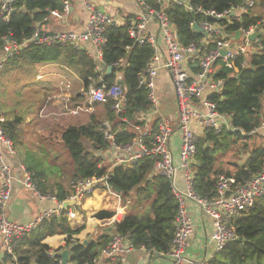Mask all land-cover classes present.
Wrapping results in <instances>:
<instances>
[{
  "label": "trees",
  "instance_id": "obj_1",
  "mask_svg": "<svg viewBox=\"0 0 264 264\" xmlns=\"http://www.w3.org/2000/svg\"><path fill=\"white\" fill-rule=\"evenodd\" d=\"M143 1L155 9L161 8L156 0ZM190 4L193 10L175 2L170 3L165 10L181 45L188 47L194 44L199 49L196 57L190 56L194 71L197 68L199 71L196 66L200 58L217 46V40L225 38L233 41L238 31L250 28L261 32L258 41L253 42L256 51L237 56L233 59L232 68L221 58L214 64L212 78L215 82L221 81V85L219 90L211 91L208 100L217 103L218 111L230 118L233 129L216 131L205 128L197 140L193 163L195 192L201 197H212L221 174L246 179L264 169V136L252 133L264 122V0H256L255 10V7H247V0H192ZM1 5L2 0L0 49L6 39L19 44L30 38L38 24L42 29L45 17H49L52 11L60 12L63 9L62 0H16L13 3L14 11L6 20ZM199 7L217 13L232 10L237 13L214 23L220 32L206 43L203 41L204 34L194 29L195 23L199 25L208 20L206 15L197 12ZM131 24L129 20L124 25H110L108 39L103 47L105 66H113V70L104 75L103 82L112 86L118 83L117 72L122 73L121 84L126 94L125 109L116 111L114 101L109 100L95 105L102 111L91 114L86 123L68 124L59 130H48L47 139H55L61 143L70 156L72 170L69 173V187L61 181L49 184L52 180L50 177L48 183L44 180L46 174L36 169L38 162L43 159V153L37 165L22 163L40 193L55 196L60 202L68 199L77 181L107 176L105 184L99 190L104 195L109 190L119 194L122 203L127 206V213L118 216L117 211L109 207L116 196L108 194L104 199L103 209L94 214L96 222L102 228L113 225L114 234L127 236L135 248L168 254L176 232L179 202L172 182L166 176L156 173V157L145 156L129 165H112L111 169L103 164L102 158L103 153H107L112 146L103 131L104 124H110L109 132L114 136L115 144L124 146L134 140V127L143 123L140 121V114L152 108L148 89L140 85V76L155 52L150 45L136 43L130 37L128 29ZM122 60L126 62L124 65L121 64ZM42 63H59L68 67L81 77L85 88L92 82L91 79L98 80L94 61L88 53L69 44H30L7 62L23 71L28 65ZM0 115L5 118L2 128L14 142L16 149L23 131L22 118L7 117L1 110ZM243 153L247 156L240 161ZM229 154L238 157L236 160L239 161L229 160L227 163L230 168L226 169L223 160ZM67 180L68 178L65 179ZM67 211L62 209L59 215L45 220L34 232L19 241L16 254L20 264H57V254L64 248L71 251L70 264H95L94 260L100 255L99 249L110 243L112 235L105 233L97 241L87 244L76 240L74 235L80 233L83 227L72 228ZM234 227L237 239L218 251L209 264H264V197L258 198L249 211L238 216L234 220ZM56 234L65 235L66 244L52 250L44 241ZM5 256L2 264H9L12 258Z\"/></svg>",
  "mask_w": 264,
  "mask_h": 264
},
{
  "label": "built area",
  "instance_id": "obj_2",
  "mask_svg": "<svg viewBox=\"0 0 264 264\" xmlns=\"http://www.w3.org/2000/svg\"><path fill=\"white\" fill-rule=\"evenodd\" d=\"M15 1L2 0L1 10L6 20L9 19L14 11L13 3ZM73 1L62 0V11H52L49 17L51 15L58 18L68 17L72 13ZM139 1L142 3L143 11L136 21L130 25L128 32L136 43L148 44L155 52L153 59L140 76V85L148 89L149 100L152 105H156L155 80L158 73L160 69H165L171 74L179 109V130L181 133L179 161L178 163L175 162L170 147L173 128L167 120H162L158 124V130L153 133L150 144H147L144 138L138 137L124 146L115 144L114 136L109 132L110 125L109 123H105L103 131L112 142V146L107 153H104H111L113 165H129L145 156L156 157V173L166 176L172 182L173 191L179 202V212L176 217V232L172 248L168 253L170 260L167 264H209V261L198 262L187 256L189 240L194 225L193 219L186 208L187 200L193 201L204 214L213 219L211 241L214 244V253L211 256V261L216 253L225 245L237 239L234 220L249 211L258 198L264 197V169L246 179L238 178L234 175L221 174L217 180L215 195L212 197L199 196L195 192L193 171L197 140L199 138V134L195 132V129L213 128L216 131H221L223 128H233L230 118L218 111L217 103L208 99L204 100L203 110H199L195 104L203 99L207 91L219 90L220 88L221 81L215 82L212 78L215 62L221 58L227 66L232 68L233 59L240 54H249V44H253V41H250L248 36L257 29L250 28L242 32L245 37V43L238 49L232 48V40H225V38L217 40V46L200 58L197 77L196 79H191L186 65L187 57L191 55L197 56L199 49L194 44L188 47L182 46L178 41L176 30L167 14L161 11V9H155L145 4L143 0ZM170 1L184 6L186 9L193 10V6L190 4L192 0H156L161 6ZM83 4L88 13V20L83 31L63 30L49 33L41 28H37L33 35L22 43L18 44L11 39H6L2 46V55L0 56V74L7 62L30 44L36 46L69 44L84 50L87 49L85 45H90L94 51H89L88 55L94 60L98 80L91 79L92 82L89 86L83 89V91L85 90L83 94L87 98L88 104L82 105L73 102L72 92H70L71 84L64 81L60 85L61 91L59 94L64 95L67 92L69 93V97L65 100L66 110L64 112L60 111V114L79 115L82 112L90 113L93 105L97 103L103 104L109 100L114 101L113 107L116 111H123L126 106V94L122 85L114 84L108 86L103 82L106 68L103 61V47L108 39V27L110 25L120 26L121 24L104 11L98 9L93 0H83ZM255 5L256 0H247V7H255ZM232 11L217 13L215 11H205L202 7L197 9V12L207 17L214 16L218 19L231 17ZM244 11H246V8ZM49 17H45L44 20L47 21ZM151 21L157 23L167 47L168 56L163 62L157 56L159 50L158 40L149 31V23ZM199 26L204 30L203 34L205 38L203 41L206 43L214 39V36L220 32L219 27L214 25L209 19L201 22ZM223 50L227 51L226 55L221 54ZM44 116H48V114H44ZM4 121V116L0 115V166L2 173V178L0 179V258L2 255L7 254L12 258L13 264H20L16 254L19 241L34 232L45 220L54 215H59L62 212L64 201L60 202L55 196L40 193L36 184L32 181L31 174L26 170L24 165H20V168L25 172L23 184L29 187L40 200H50L56 202L58 206L57 208H49L40 212L29 223L15 222L8 217L7 207L12 197V183L16 177L13 174L11 166L5 161V154L15 158L16 151L14 149V142L6 135L2 128V122ZM252 133H260L264 136V122L254 129ZM104 153L103 155H105ZM179 172H182L184 175V189H179L175 184ZM106 179L107 176H103L77 181L74 184L73 192L66 200L76 203L86 196L93 195L99 187H102V184H105ZM135 249L127 236L113 234L110 243L101 250L100 255L94 261L95 264H101L103 260H114L120 256L129 254ZM57 264H63L62 259L59 258Z\"/></svg>",
  "mask_w": 264,
  "mask_h": 264
},
{
  "label": "crops",
  "instance_id": "obj_3",
  "mask_svg": "<svg viewBox=\"0 0 264 264\" xmlns=\"http://www.w3.org/2000/svg\"><path fill=\"white\" fill-rule=\"evenodd\" d=\"M95 6L107 13L114 20L120 22L121 25L126 24L129 20L133 23L142 13V3L139 0H93ZM172 1L162 4L161 11L166 13L165 7H167ZM256 7L254 8V10ZM237 13V12H236ZM167 14V13H166ZM236 15V14H235ZM168 16V15H167ZM88 20V13L84 7L83 0H74L72 3V13L65 18H58L57 16L51 15L45 24L42 26V30L51 32L69 30V31H83ZM39 28V26L37 27ZM149 31L157 38L159 43V50L157 52V56L161 62L165 61L168 56L167 47L161 31L156 22L151 21L149 23ZM245 43V37L242 36L238 39L232 41V48L238 49ZM250 49L249 53H254L256 51L253 44H249ZM87 48L85 51L88 53L93 52L94 49L90 45H85ZM2 49H0V56L2 55ZM90 57V56H89ZM196 57V56H193ZM91 58V57H90ZM92 59V58H91ZM93 60V59H92ZM94 61V60H93ZM191 57H187V68L191 75V79H196L198 68L194 71ZM126 62L124 60L121 61V64L124 65ZM113 67V66H112ZM196 67H199L197 64ZM42 69L45 71L38 73L37 78L39 76L44 77L46 74L48 75V91H51V95H48L47 101L50 104L51 100H57V104L61 105L60 110L64 112L66 110L65 100L69 97V93L65 92L64 95H60L61 84L62 82H70L71 91L72 92V101L76 103H80L82 105H87L88 101L84 91V84L81 77L70 70L68 67H65L59 63H43ZM113 70V69H112ZM108 73V67L105 68V74ZM118 83L121 84L122 73L120 71L116 74ZM156 84V95H157V104L152 105V108L140 114V121H143L142 124L136 125L135 129V138L142 137L147 135L144 138V141L147 144L151 143L152 135L158 130V124L162 120H167L170 122L173 128V134L170 139V147L174 155V160L176 163L179 161V153L181 149V133L179 130V109L177 104L175 87L173 84V80L171 74L165 70L160 69L158 76L155 80ZM123 87V86H122ZM63 90V89H62ZM211 91H207L204 94V97L201 101L196 102L195 106L199 110L204 109L203 101L207 100ZM174 95L176 101L177 111L174 116L167 117L162 110V102H164L166 97ZM161 99V101H160ZM67 104V103H66ZM101 104V103H97ZM95 104V105H97ZM104 104V103H103ZM74 105V104H72ZM95 105H93L92 111L90 113L82 112V114H91L95 109ZM75 106V105H74ZM49 107V105H48ZM65 107V109H64ZM161 108V109H159ZM53 112L48 113V116H52ZM65 115H73V114H65ZM78 115V116H79ZM77 116V115H74ZM89 118V117H88ZM89 121V120H88ZM86 123V122H85ZM83 124V123H82ZM110 125V124H109ZM204 128H196L195 132L199 135L202 134ZM134 138V139H135ZM1 146V144H0ZM15 149V146H14ZM16 151L15 158L11 157L8 154H5V161L11 166L13 169V174L16 179L12 183V197L10 203L7 207L8 217L20 223H29L33 221L36 216L49 208H57V203L50 200H40L38 196L34 194V192L23 184V179L25 178V172L20 168V165H24L22 161L18 158V153ZM108 158L110 162L112 161L111 153L108 154ZM25 166V165H24ZM26 168V167H25ZM27 170V169H26ZM28 171V170H27ZM2 178L1 166H0V179ZM175 184L179 189H184L185 181L184 175L182 172H179ZM109 195H115L116 198L112 200L109 204V207L115 209L117 211L118 216H122L127 213L126 205L122 203L121 197L119 194H115L112 191H108ZM108 194H102V192L98 189L96 193L90 196H86L82 198L80 201L68 206L67 209V218L72 226V228H80L83 227L82 231L78 234L74 235L76 240H79L83 243L97 241L100 236L107 233L110 235L114 234V226L109 225L106 228L100 227L101 224L96 222L94 218V214L98 211L102 210L104 207V199L107 198ZM186 208L193 219V232L189 240V247L187 250V256L190 259L195 261H209L211 256L214 253V244L211 241V234L213 232V219L204 214L201 209L191 200H187ZM111 229V230H109ZM66 236L63 234H56L53 236H49L45 239L46 242L52 250H56L58 248L64 247L66 244ZM103 248L99 249L100 253ZM66 250L65 248L62 249ZM7 255V254H5ZM5 255H2L0 258V264L3 263ZM170 260L168 254H161L156 251L148 250L146 248H136L129 254L125 256H120L114 260H103L101 264H167ZM9 264H13V260H10ZM187 264V263H186Z\"/></svg>",
  "mask_w": 264,
  "mask_h": 264
},
{
  "label": "rangeland",
  "instance_id": "obj_4",
  "mask_svg": "<svg viewBox=\"0 0 264 264\" xmlns=\"http://www.w3.org/2000/svg\"><path fill=\"white\" fill-rule=\"evenodd\" d=\"M42 65L43 63L28 65L24 71L13 65H5L0 74V110L7 117L20 116L22 118L24 132L22 131L16 145L18 158L27 164L37 165L36 163L38 159L42 158L43 153V159L38 162L36 169L46 174L44 180L47 183L48 177H50L52 180L49 184L61 181L68 188L69 173L72 170L70 156L61 143L55 139H47L48 130H59L68 124L85 123L91 114L100 113L102 110L95 107L91 114L79 116L60 114L59 110L62 104H57V100H51L50 104H47L48 95L52 94L47 87L48 75L37 78L38 73L45 71L42 69ZM162 104V110L167 117L175 115L177 107L174 95L166 97ZM51 112H56V114L44 116ZM246 156V153L241 154L240 161H243ZM102 158L103 164L111 169L113 163L109 161L108 154L103 155ZM236 159L238 157L229 154L223 160V166L229 169L230 166L227 162L229 160L239 161ZM67 178L68 180L65 181Z\"/></svg>",
  "mask_w": 264,
  "mask_h": 264
},
{
  "label": "water",
  "instance_id": "obj_5",
  "mask_svg": "<svg viewBox=\"0 0 264 264\" xmlns=\"http://www.w3.org/2000/svg\"><path fill=\"white\" fill-rule=\"evenodd\" d=\"M236 12L235 11H232L231 13V16H235ZM208 19L213 22V23H216L218 22L220 19L214 17V16H208ZM37 26H40L39 24ZM194 29L197 30V31H200L201 33H204V30L202 27H200L197 23L194 24ZM261 35V32L256 30L254 31L253 33H251L249 36H248V39L250 41H256L257 39H259V36ZM242 36V32L241 31H238L236 33V38H240ZM227 51L226 50H223L221 51V54L222 55H226ZM113 67L112 66H109L108 67V73H110L112 71ZM240 76V74H238V77ZM75 202L74 201H71V200H65L63 202V207L64 208H68V206L74 204ZM111 230V229H109ZM85 244H87V242H85ZM70 254H71V251L69 249H66V250H63L62 252H59L57 254V257L62 259V262L63 264H70V261H69V258H70Z\"/></svg>",
  "mask_w": 264,
  "mask_h": 264
}]
</instances>
